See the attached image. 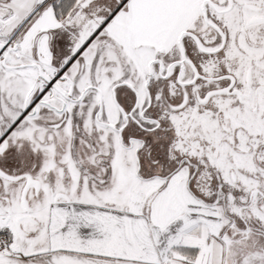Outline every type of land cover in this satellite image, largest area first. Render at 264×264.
I'll list each match as a JSON object with an SVG mask.
<instances>
[{
  "label": "snow or ice",
  "instance_id": "6c2138e0",
  "mask_svg": "<svg viewBox=\"0 0 264 264\" xmlns=\"http://www.w3.org/2000/svg\"><path fill=\"white\" fill-rule=\"evenodd\" d=\"M0 264H264V0H0Z\"/></svg>",
  "mask_w": 264,
  "mask_h": 264
}]
</instances>
